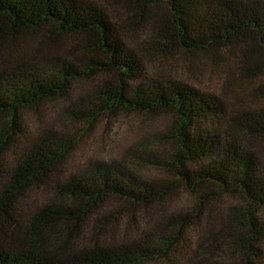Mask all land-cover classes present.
Returning a JSON list of instances; mask_svg holds the SVG:
<instances>
[{"label": "trees", "instance_id": "1", "mask_svg": "<svg viewBox=\"0 0 264 264\" xmlns=\"http://www.w3.org/2000/svg\"><path fill=\"white\" fill-rule=\"evenodd\" d=\"M112 1L0 0V264L157 262L186 236L196 264H264V0ZM191 57L225 98L146 70ZM120 114L160 123L74 162L84 128Z\"/></svg>", "mask_w": 264, "mask_h": 264}, {"label": "rangeland", "instance_id": "2", "mask_svg": "<svg viewBox=\"0 0 264 264\" xmlns=\"http://www.w3.org/2000/svg\"><path fill=\"white\" fill-rule=\"evenodd\" d=\"M104 5L105 2L113 4L112 0H92ZM125 43L129 48H135L137 39L132 40L130 34L124 33ZM187 57H189L187 55ZM193 64L185 66L181 60H177L172 64L163 65H151L146 69L148 72H158L161 75L174 76L181 79L187 84H190L204 92L215 94L218 97L225 98L222 94L221 79L218 72L213 71L212 63L208 58L191 57ZM155 68H153V67ZM87 87H92V83H88ZM79 89H74L72 93L64 100L54 102L51 105L46 106L43 111L44 126L52 121L53 117L70 105V102L74 100ZM28 119L29 116L25 115ZM157 116H145L140 114H120L113 116L106 124L103 121H97L91 124L90 127L84 128V133L74 151V162L77 160L88 161L93 159H104L112 161L117 159L122 151L125 150L135 138L142 131L147 130L149 127H156L159 125L160 120ZM105 128L103 129V126ZM29 128V127H28ZM31 134L33 132L31 131ZM73 161V160H72ZM150 174H153L150 172ZM48 196V192L44 190H32L28 192L26 199V210L30 211L37 206L42 205ZM181 207V199H176L170 202V205L166 206L167 211L170 213L172 210H176ZM155 212H153L154 214ZM152 215L144 210L138 212V218L140 222L144 220V217ZM161 224L166 226V217ZM156 224V223H155ZM139 229H148L144 224L139 225ZM137 235V234H136ZM193 239V238H192ZM195 237L191 240L190 236H186L176 243V249L173 250L166 258L158 260L157 262H145L143 264H196L197 261L193 257V249H196L199 240ZM190 248L191 253L186 254V251Z\"/></svg>", "mask_w": 264, "mask_h": 264}]
</instances>
